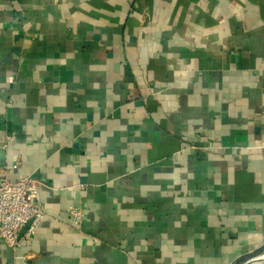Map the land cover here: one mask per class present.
<instances>
[{
  "label": "crops",
  "instance_id": "crops-1",
  "mask_svg": "<svg viewBox=\"0 0 264 264\" xmlns=\"http://www.w3.org/2000/svg\"><path fill=\"white\" fill-rule=\"evenodd\" d=\"M8 166L40 182L43 217L17 249L0 240V264H230L255 249L264 0H0V177Z\"/></svg>",
  "mask_w": 264,
  "mask_h": 264
},
{
  "label": "built area",
  "instance_id": "built-area-1",
  "mask_svg": "<svg viewBox=\"0 0 264 264\" xmlns=\"http://www.w3.org/2000/svg\"><path fill=\"white\" fill-rule=\"evenodd\" d=\"M10 141L11 137H5ZM15 166H8L0 177V240L11 249L20 245L19 232L26 227L24 238H30L39 225L43 211L39 199L40 182L32 176L17 180L7 178ZM71 222L78 225L83 218L80 207L68 209Z\"/></svg>",
  "mask_w": 264,
  "mask_h": 264
},
{
  "label": "water",
  "instance_id": "water-1",
  "mask_svg": "<svg viewBox=\"0 0 264 264\" xmlns=\"http://www.w3.org/2000/svg\"><path fill=\"white\" fill-rule=\"evenodd\" d=\"M263 258H264V243H262L255 249L240 255L230 264H253L255 262L263 261L264 260Z\"/></svg>",
  "mask_w": 264,
  "mask_h": 264
},
{
  "label": "rangeland",
  "instance_id": "rangeland-1",
  "mask_svg": "<svg viewBox=\"0 0 264 264\" xmlns=\"http://www.w3.org/2000/svg\"><path fill=\"white\" fill-rule=\"evenodd\" d=\"M253 264H264V262L263 261H260V262H255Z\"/></svg>",
  "mask_w": 264,
  "mask_h": 264
},
{
  "label": "bare ground",
  "instance_id": "bare-ground-1",
  "mask_svg": "<svg viewBox=\"0 0 264 264\" xmlns=\"http://www.w3.org/2000/svg\"><path fill=\"white\" fill-rule=\"evenodd\" d=\"M264 259V258H263ZM263 262H264V260H263Z\"/></svg>",
  "mask_w": 264,
  "mask_h": 264
}]
</instances>
